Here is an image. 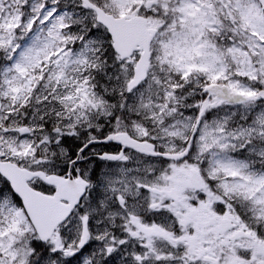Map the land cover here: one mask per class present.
Segmentation results:
<instances>
[{"label":"snow or ice","instance_id":"1","mask_svg":"<svg viewBox=\"0 0 264 264\" xmlns=\"http://www.w3.org/2000/svg\"><path fill=\"white\" fill-rule=\"evenodd\" d=\"M0 264H264V0H0Z\"/></svg>","mask_w":264,"mask_h":264}]
</instances>
